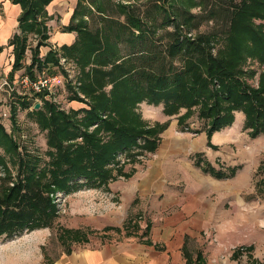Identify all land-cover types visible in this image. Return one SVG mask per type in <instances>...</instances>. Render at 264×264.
<instances>
[{
    "label": "trees",
    "instance_id": "obj_1",
    "mask_svg": "<svg viewBox=\"0 0 264 264\" xmlns=\"http://www.w3.org/2000/svg\"><path fill=\"white\" fill-rule=\"evenodd\" d=\"M10 1L18 4L21 12L18 32L13 33L7 44L12 46L13 54L9 81L20 69L30 78L43 69L56 73L54 66H59L57 54L61 51L78 64L79 88L87 97L83 99L72 90L70 98L87 101L88 108L65 111L42 98L38 108L27 112L46 131L48 160L43 165L39 157L19 147L13 130L8 132L0 121L3 174L0 179L4 181L0 185V236L49 226L56 216L52 197L56 191L68 194L83 187L107 188L120 172L116 169L114 174L109 167L120 153L130 157L136 147L154 152L160 139L158 133L165 123L148 126L136 111L140 102L163 103V111L169 115L186 108L178 117L179 130L204 131L206 146L212 149H217L211 142L212 134L233 123L234 111L244 113V128L251 137L264 133V0H239L231 5L228 31L216 55L211 54L218 39L214 34H199L190 39L187 32L180 31L183 23L169 13L164 23L173 24L172 40L165 50L156 51L150 42L149 29L130 1L117 5L123 16L120 19L106 15L107 9L99 0H76L69 22L63 27V31L75 32L74 42L63 44L58 50L49 49L43 57L40 48L47 46L46 21L51 18L47 6L52 0ZM193 4L190 0L187 7ZM93 10L108 21L107 27L104 24L95 30L89 28L87 16ZM254 19L263 22L255 24ZM101 32H105L102 37L106 42L101 40ZM31 33L38 39L30 49V62L25 65ZM136 33L137 47L128 54L118 55L110 48L112 38L130 41ZM177 56L182 60L180 68L172 63ZM248 59L256 61L260 69L252 68ZM158 60H163L159 66ZM257 71L258 84L253 86L248 79ZM107 86L110 88L106 91ZM16 100L21 108L28 109L31 105L20 97ZM194 106L198 109L197 116L205 121L201 129H191L186 123ZM16 110L12 104L10 121L14 129ZM139 138L144 140L141 145L137 143ZM191 159L194 166L216 179L232 178L238 169L216 168L200 151L194 152ZM9 165L16 167L14 180ZM7 181H13L12 185H7Z\"/></svg>",
    "mask_w": 264,
    "mask_h": 264
},
{
    "label": "rangeland",
    "instance_id": "obj_2",
    "mask_svg": "<svg viewBox=\"0 0 264 264\" xmlns=\"http://www.w3.org/2000/svg\"><path fill=\"white\" fill-rule=\"evenodd\" d=\"M99 1L105 5L106 15L123 19L117 5L126 3V0ZM127 1H130L133 10L139 14L138 17L140 16L149 29L150 42L152 48L156 51L165 50L167 44L172 40L173 24L164 23L166 14L169 13L172 15L171 17H175L177 22L183 23L180 31L182 34L187 32L186 34L190 39L196 38L199 34H214L218 39L211 48V54L216 55L217 49L222 47L224 36L228 31L230 7L232 8L231 5L239 0H191L194 3L191 8L187 7L190 0ZM72 6L74 7V0L52 1L48 6L47 12L51 15V18L47 19L46 24L50 37L53 36L55 31L67 32L63 31L66 24H62V19L70 12ZM91 9L93 8L91 7ZM87 21L91 30H95L97 27L100 28L104 24L106 27L108 26V21H105L94 10L92 14L87 16ZM260 22L263 21L254 19L255 24ZM102 33L105 32H101V40L106 42V38L102 37ZM137 33L130 38V41L112 38L110 48L118 55L128 54L137 47V40L139 39V37L136 38ZM37 39L36 34L31 33L28 35L27 45L29 49L26 50L23 60L25 65L30 62V49L35 45ZM58 48L57 45L53 47L54 50H58ZM40 51V56L43 57L45 49ZM57 55L58 59L60 57L65 58L67 65L73 67L72 78H69L60 66H54L56 73H59L62 77V83L55 90V101L49 99L51 97L45 99L65 111L80 107L88 108L87 101H76L70 98L71 92L74 90L78 96L87 99L79 88L81 72L78 64L74 59L64 56L61 51ZM161 61L163 60L157 61V66L161 64ZM247 61L252 68L260 69L256 61L250 59ZM172 63L176 68L182 67L181 57L177 56L172 59ZM8 65L4 62L0 66V121L8 132L13 130V137L19 143V147L24 152L39 157L40 164L43 165L48 160L46 131L41 130L35 121L28 116L27 112H31L36 103L40 106L44 97L42 95H35L29 99L22 97V92L26 89L23 88L19 78L23 73V69L14 73L11 82L7 76ZM248 82L253 86H257L258 71L252 78L248 79ZM109 88L110 86H107L106 91ZM17 97L30 103V107L28 109L21 108L17 104ZM12 104L17 107L15 129L12 128L10 121V106ZM136 111L148 126L152 127L155 124L165 123L164 129L158 133V138L161 139H159L160 142L166 133L171 136L174 135L176 138L182 136L199 138L196 133L181 132L179 130L178 117L186 111V108H180L178 113L169 115L164 113L163 103L149 104L143 101L136 106ZM191 112V116L187 118L186 123L189 124L191 129L203 128L205 121L197 116V107H192ZM165 129L167 131L164 133ZM143 141L142 138H139L137 140L138 145H141ZM159 141L158 144H160ZM187 142H190V140ZM215 145L217 149H210L205 144L202 146L201 143L197 147L205 149H200V152H203L216 168L220 166L238 167L232 178L215 179L200 171V168L193 166L191 155L194 150L192 148L185 155L180 156L186 159L187 163L192 166L191 168L195 169L200 177L205 179L206 183H213L212 191L206 190L203 197L213 206L214 221L221 214H227L229 210L235 207V209L241 210L243 218L244 211L248 210L251 219H259L258 223L264 225V133L251 137L249 130L244 128V113L234 111L233 123L219 130V143ZM189 147L191 146L189 145ZM155 151L148 152L136 147L131 151L133 155L130 157L126 153L117 155L115 161L110 163L109 167L113 169L114 174H116V169H120V172L115 175L114 179L109 181L107 188L103 186L98 188L83 187L68 194L62 191L53 193L56 216L51 220L49 226L23 230L19 234L16 233L8 237L5 235L0 236V264H51L60 255L74 249L100 247L108 242H117L126 236H138L139 231L142 232L146 229L144 222L150 220L151 214L157 211L155 207L157 202L143 194L137 195L136 198L130 196V198L128 197L129 193L124 190L132 185L133 175L147 170L150 160L155 157ZM9 170L13 176L12 180H14L17 177L16 167L9 165ZM2 175L0 169V176ZM3 182L0 179V185ZM12 182L7 181V185H12ZM140 224H143L141 228ZM249 226H251V223ZM216 231L215 224L214 227L209 229H190V233L194 238L188 240L187 248L192 252L195 251L203 245L201 242L204 239L216 237ZM260 233L261 231L258 230V235ZM196 236L199 240H196ZM254 236H256L255 228ZM226 255L225 253L221 259H224ZM260 257L264 261V254ZM240 259L245 261V255Z\"/></svg>",
    "mask_w": 264,
    "mask_h": 264
},
{
    "label": "crops",
    "instance_id": "obj_3",
    "mask_svg": "<svg viewBox=\"0 0 264 264\" xmlns=\"http://www.w3.org/2000/svg\"><path fill=\"white\" fill-rule=\"evenodd\" d=\"M75 3L76 0L74 6ZM73 8L62 19L63 25L69 22ZM20 12L18 4L0 0V66L4 62L9 64V71L13 54L12 46L7 44L13 33L18 32ZM74 40L75 32L55 31L52 37L49 36L47 46H42L40 50L45 49L46 53L56 45H70ZM196 134L199 138H176L164 134L147 170L133 175L132 185L124 190L129 193L128 197L136 198L143 194L157 202V211L144 222L145 230L139 231L138 236H126L100 247L74 249L60 255L51 264H264L260 257L264 254V225L258 223L259 219H251L248 210L244 211L243 218L241 210L235 207L214 221L213 206L203 197L206 190L212 191L213 183H206L186 159L181 158L190 148L194 152L200 151L201 148L197 147L200 143L206 146L205 132ZM211 142L214 145L219 143V131L212 134ZM214 224L216 237L204 239L201 242L203 245L193 252L187 248L188 240L194 238L190 229H209ZM258 230L261 231L259 235ZM196 240H199L197 236ZM225 253L227 255L221 259ZM243 255L245 261L240 259Z\"/></svg>",
    "mask_w": 264,
    "mask_h": 264
},
{
    "label": "built area",
    "instance_id": "obj_4",
    "mask_svg": "<svg viewBox=\"0 0 264 264\" xmlns=\"http://www.w3.org/2000/svg\"><path fill=\"white\" fill-rule=\"evenodd\" d=\"M66 61L65 58L60 57L58 59L59 66L67 73L69 78H72L73 67L68 66ZM19 78L23 88H26L25 91L22 92L23 95H21L25 99H29L35 95H42L44 98L51 97L49 99L55 101V90L62 83V77L59 73L51 74L47 72V69L46 71L45 69L42 70L35 78H30V76L25 73H21ZM12 90L14 91L13 88Z\"/></svg>",
    "mask_w": 264,
    "mask_h": 264
},
{
    "label": "water",
    "instance_id": "obj_5",
    "mask_svg": "<svg viewBox=\"0 0 264 264\" xmlns=\"http://www.w3.org/2000/svg\"><path fill=\"white\" fill-rule=\"evenodd\" d=\"M34 107H35V108H38V107H39V104H38V103H36V104L34 105Z\"/></svg>",
    "mask_w": 264,
    "mask_h": 264
}]
</instances>
